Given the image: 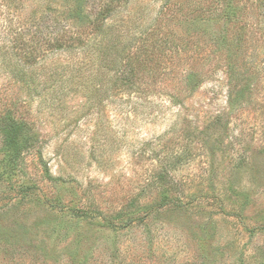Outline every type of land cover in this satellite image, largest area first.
Here are the masks:
<instances>
[{"label": "rangeland", "instance_id": "rangeland-1", "mask_svg": "<svg viewBox=\"0 0 264 264\" xmlns=\"http://www.w3.org/2000/svg\"><path fill=\"white\" fill-rule=\"evenodd\" d=\"M51 2L63 0H0V112L35 141L8 167L0 131V264L264 263V2L132 0L131 16L149 12L179 48L158 50L159 71L139 81L149 91L103 106L88 91L64 110L46 69L76 60L38 52L51 37L28 32ZM172 149L188 151L185 204L167 208L154 170ZM128 208L144 220L118 223Z\"/></svg>", "mask_w": 264, "mask_h": 264}, {"label": "trees", "instance_id": "trees-1", "mask_svg": "<svg viewBox=\"0 0 264 264\" xmlns=\"http://www.w3.org/2000/svg\"><path fill=\"white\" fill-rule=\"evenodd\" d=\"M131 1L63 0L61 4L51 2V5L37 12L39 13L38 20L28 28V32L37 36L49 34L51 37V42H48L49 46H45L44 42L38 48V52L45 51L51 46V52H63L76 60L75 64L70 65L57 60L51 63V67H47L46 70L51 69L52 77L51 108L56 105V110L67 109L70 105V96L83 95L88 91H93L94 101L96 103L98 100V106H103L106 100L113 102L114 99L122 100L124 96L149 91L139 88L140 77L142 75L149 77L159 71L156 65L158 50L179 48V46L172 41L170 34L160 33L158 20L149 17V12H140L141 14L138 13L132 17L128 10ZM259 2H264V0H259ZM228 10L224 13L226 18L238 13V9L234 6ZM11 23L10 21V25ZM32 29L34 31H31ZM7 31L14 34L11 26ZM15 35L11 46L6 47L9 49L7 51L9 54L17 57L20 56L19 52L25 45L22 46L21 43L22 33L15 32ZM149 45L153 51L150 50ZM28 47H30V54L35 52L32 46L28 45ZM10 59L13 61L12 58ZM18 69L19 65L15 62L10 63L6 68L19 75L16 73ZM65 75L64 79H56L65 77ZM188 84H192L190 78ZM26 85L23 83L21 88H27ZM155 92L150 90L149 93L154 94ZM238 95H243L241 90L237 92ZM130 97H125V99ZM150 97L154 98V95ZM11 111V109H5V112H0V131L4 137L2 162H5L4 165L8 167L16 165L22 155L32 149L35 142L26 134L25 123ZM170 151L165 154L161 167L154 170V185H159L164 189L161 207L167 208L185 204L183 199L175 193L180 189L176 175L188 161L187 149L183 152H175L174 149ZM242 213L236 215L242 216ZM119 217L118 223L124 227L144 220L141 213L130 208L121 212ZM244 227L250 233L256 229L249 227L248 224ZM259 227L257 229H264L263 225Z\"/></svg>", "mask_w": 264, "mask_h": 264}]
</instances>
